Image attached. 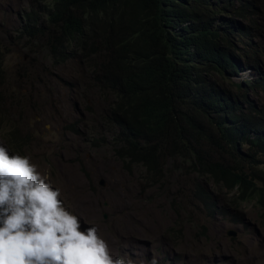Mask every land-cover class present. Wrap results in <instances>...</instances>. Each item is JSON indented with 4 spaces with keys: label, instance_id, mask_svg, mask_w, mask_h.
I'll return each instance as SVG.
<instances>
[{
    "label": "trees",
    "instance_id": "16d2710c",
    "mask_svg": "<svg viewBox=\"0 0 264 264\" xmlns=\"http://www.w3.org/2000/svg\"><path fill=\"white\" fill-rule=\"evenodd\" d=\"M43 2L52 64L73 60L101 70L94 82L115 99L124 164L161 178L166 159H179L221 193L255 199L264 215V0L35 6ZM193 188L208 219L225 212L212 192L197 181Z\"/></svg>",
    "mask_w": 264,
    "mask_h": 264
},
{
    "label": "rangeland",
    "instance_id": "374dc122",
    "mask_svg": "<svg viewBox=\"0 0 264 264\" xmlns=\"http://www.w3.org/2000/svg\"><path fill=\"white\" fill-rule=\"evenodd\" d=\"M42 1L48 0H0V144L31 157L65 195L76 194V202L65 207L80 218L82 229H98L115 258L133 264H152L153 258L156 264H264V220L247 200L239 203L246 223L233 225L227 213L208 219L199 192L184 196L194 181L227 211L238 210L229 208V193L198 179L194 168L171 157L161 178H147L145 169L117 157L118 131L104 126L115 99L108 95L103 102L92 90L101 74L97 67L73 60L52 64L49 27L41 25L45 2L35 6ZM96 116L99 123L89 126ZM70 120L88 128L75 132ZM203 224L215 238L201 236Z\"/></svg>",
    "mask_w": 264,
    "mask_h": 264
},
{
    "label": "clouds",
    "instance_id": "9594fccd",
    "mask_svg": "<svg viewBox=\"0 0 264 264\" xmlns=\"http://www.w3.org/2000/svg\"><path fill=\"white\" fill-rule=\"evenodd\" d=\"M48 56L51 59L49 51ZM76 78L79 79L77 75ZM96 86L94 82L92 90L104 102L108 95ZM112 106L104 126L118 131V141L113 146L118 157L122 144L121 129L114 113L115 101ZM97 116L93 121H88L89 126L95 121L99 123ZM99 121L103 124L104 119L100 118ZM67 125L78 133L88 128L84 121L78 120H70ZM95 144L92 142L91 146ZM84 174L90 179V174ZM74 195H65L49 183L48 177L39 171L31 157L11 154L7 147L0 144V264H133L130 259L126 261L124 258L113 257L108 241L99 235L95 226L82 229L80 218L64 205V202L75 203L76 200L71 197ZM230 195L232 201L242 202L238 194ZM246 200L260 211L264 220L263 211L257 208L256 200ZM230 202L229 208L232 209ZM220 207L225 212L217 213L213 218L227 213L231 216L230 220L232 217L241 219L239 223L231 220L233 225L246 223V218L240 217L239 204L233 208L238 210L234 213L227 211L221 204ZM229 232L228 235H236L235 231ZM201 236L216 237L211 227L207 226ZM215 243H218L217 240ZM152 264H156L155 258Z\"/></svg>",
    "mask_w": 264,
    "mask_h": 264
},
{
    "label": "water",
    "instance_id": "95a60500",
    "mask_svg": "<svg viewBox=\"0 0 264 264\" xmlns=\"http://www.w3.org/2000/svg\"><path fill=\"white\" fill-rule=\"evenodd\" d=\"M229 234H234L233 232H229Z\"/></svg>",
    "mask_w": 264,
    "mask_h": 264
},
{
    "label": "bare ground",
    "instance_id": "6f19581e",
    "mask_svg": "<svg viewBox=\"0 0 264 264\" xmlns=\"http://www.w3.org/2000/svg\"><path fill=\"white\" fill-rule=\"evenodd\" d=\"M19 152H21V151H17V154H19Z\"/></svg>",
    "mask_w": 264,
    "mask_h": 264
}]
</instances>
